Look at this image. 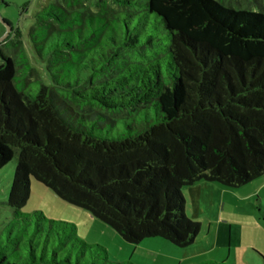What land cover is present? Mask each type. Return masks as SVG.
Returning <instances> with one entry per match:
<instances>
[{
  "label": "trees",
  "instance_id": "1",
  "mask_svg": "<svg viewBox=\"0 0 264 264\" xmlns=\"http://www.w3.org/2000/svg\"><path fill=\"white\" fill-rule=\"evenodd\" d=\"M94 7L35 12L27 38L44 82L18 27L0 45V169L16 162L0 264H131L109 262L73 224L21 213L32 180L125 243L185 248L200 224L184 214L183 188L264 175V13L221 0Z\"/></svg>",
  "mask_w": 264,
  "mask_h": 264
},
{
  "label": "rangeland",
  "instance_id": "2",
  "mask_svg": "<svg viewBox=\"0 0 264 264\" xmlns=\"http://www.w3.org/2000/svg\"><path fill=\"white\" fill-rule=\"evenodd\" d=\"M221 1L236 10L246 9L264 13V0ZM95 2L96 0H83L88 11L93 13L96 11L94 7ZM51 3L64 5V0H0V19L10 29L18 27L21 30L24 51L29 58V64L33 68V78L41 80L42 82L46 80V77L42 66L33 59L34 57L31 54L32 50L30 49L31 45L27 38V31L29 27H32V17L35 12ZM10 33L11 30L0 41L3 50L2 44ZM5 34L6 27L0 22V37H3ZM159 39H162V36H159ZM165 43L166 41L162 40V44ZM7 54L9 56L12 55L11 52ZM15 163V158H13L0 169V230L3 225L12 219V211L7 206V197L12 182ZM261 184L264 185V179L242 186L236 190L213 184L224 193L222 192L220 194V200L215 196L211 202H203L202 208L208 213V217H210V212L215 213L219 211L220 218L216 223L217 225L220 224L219 229L221 233L222 229L225 230L227 228L222 227V225H225V223L222 224V221L229 220L231 222L233 232L231 237V250L228 258H226L227 256L222 258H218L217 256L202 259L190 258L186 255L189 248H178L159 238L148 239L138 245L125 243L108 226L93 218L86 211L64 203L40 183L33 180L29 185L30 194L28 200L25 206L20 209V212L23 214L41 212L48 220L73 224L76 228L75 237L87 245L104 248L109 262H130L131 264H199L203 261L218 263L224 261L225 264H235L234 258H237V264H241L240 259L247 256L244 244L249 245L246 240L247 230H249L250 234H253L254 240L261 243L258 237L261 236L262 231L259 230L260 227L257 228V225L260 226V224L264 228V223H261L264 222V189H260ZM256 190L257 193L255 192ZM180 192L185 202V216L191 221L200 224L201 231L199 232L204 235L210 220L207 219L206 214H201L200 210L202 208L195 207L188 189L183 188ZM197 212L200 213L195 216L194 214ZM257 218L259 221L256 220ZM211 223L213 226L215 225L213 220ZM220 239L222 241V237ZM242 239L244 240L242 241ZM257 249L264 253V244H261L260 247L257 246Z\"/></svg>",
  "mask_w": 264,
  "mask_h": 264
},
{
  "label": "crops",
  "instance_id": "3",
  "mask_svg": "<svg viewBox=\"0 0 264 264\" xmlns=\"http://www.w3.org/2000/svg\"><path fill=\"white\" fill-rule=\"evenodd\" d=\"M261 179H264V175L254 180L253 182L260 181ZM260 186H261L260 189H264L262 188L264 187V185L261 184ZM239 188H236V189H239ZM186 189L189 190L190 198L192 202L194 203L195 207H198V208H202L203 202L205 201L211 202L215 196L217 199L220 200V194L223 192L217 186L211 183H206V182H198L194 184L193 186L188 187ZM255 192L257 193V190ZM200 212L201 214L202 213L206 214V217L207 219L210 220V222L208 223L206 227L205 234L202 235L199 232L194 243L188 247H185L186 249L189 248V251H187L186 255L190 258H200V259L214 258L213 256H217L218 258L227 256L226 258H228L230 255V250H231V237H232V232H233L232 225L230 224L231 222L229 220L222 221V224L225 223V225H222V227L224 228L227 227V228L225 230L222 229V233H221L219 229L220 224L217 225L216 223V221L218 222L220 218L219 211L215 213L210 212V217H208V213H206V211L203 208L200 210ZM200 212H197L194 215L197 216L199 215ZM212 220L215 222L214 226L211 223ZM256 220L259 221L258 218ZM261 223H264V222H261ZM258 227H260L259 230L262 231L261 236L258 237L261 240L260 241L261 243H258L257 240H254L253 234H250L249 230H247L248 233H247L246 240L248 241L247 243L249 245L244 244L247 256L240 259L241 264H262L264 262V253H262L261 251H259V249H257V246L260 247L261 244L262 245L264 244V228H262V224H260V226L257 225V228ZM200 231H201V227H200ZM219 236L220 238L222 237V241L219 238ZM243 240L244 239H242V241ZM236 259L237 258H234L235 264H237Z\"/></svg>",
  "mask_w": 264,
  "mask_h": 264
},
{
  "label": "water",
  "instance_id": "4",
  "mask_svg": "<svg viewBox=\"0 0 264 264\" xmlns=\"http://www.w3.org/2000/svg\"><path fill=\"white\" fill-rule=\"evenodd\" d=\"M0 22L6 27V34H5L3 37H0V41H2L3 38L7 35V33H8L11 29H10L9 26H7L6 23H4V22L2 21V19H0Z\"/></svg>",
  "mask_w": 264,
  "mask_h": 264
}]
</instances>
